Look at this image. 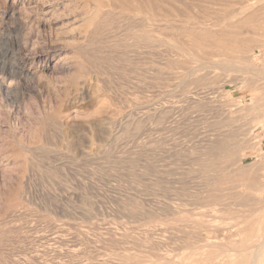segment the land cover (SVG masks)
Returning a JSON list of instances; mask_svg holds the SVG:
<instances>
[{
	"label": "rangeland",
	"instance_id": "1",
	"mask_svg": "<svg viewBox=\"0 0 264 264\" xmlns=\"http://www.w3.org/2000/svg\"><path fill=\"white\" fill-rule=\"evenodd\" d=\"M108 1L0 0V264H237L223 245L259 237L232 227L250 201L224 208L226 149L244 154L231 185L264 174V110L225 138L224 56L188 33L239 0H149V26L90 23Z\"/></svg>",
	"mask_w": 264,
	"mask_h": 264
},
{
	"label": "bare ground",
	"instance_id": "2",
	"mask_svg": "<svg viewBox=\"0 0 264 264\" xmlns=\"http://www.w3.org/2000/svg\"><path fill=\"white\" fill-rule=\"evenodd\" d=\"M152 4L149 0H126L122 5H117L115 0H110L106 3L102 2L89 16H85L88 17L87 20L90 23H94L97 19L110 18L114 15L122 19H129L133 22L134 27H145L149 26L148 21L150 19L149 15L143 11L145 8L151 7ZM117 7L120 9L119 12H113L112 8L115 9ZM125 10H130L128 11L130 13L125 14ZM215 26L217 28H213ZM237 37H239L238 40ZM188 39L190 44L194 46L200 47L207 44L212 48L219 49L221 50V55L224 56L222 80L226 87L223 100V116L227 126L224 136L226 139H230L234 133L232 129L233 116H238L242 111H247V109L260 108L264 110V0H239L236 10L225 13L224 19L220 23L211 25V27L198 21V25L190 29ZM234 39L238 41V45L235 44L233 46L231 44ZM234 82L241 85V94L237 100H234L231 94V86ZM85 87L86 80H83L76 94H82ZM247 96H249L250 103L245 105L243 102ZM95 113L97 112L95 111ZM253 117L255 118V116ZM74 119L75 117L61 116L60 124L63 128H68L74 123ZM262 121L264 122V117H262ZM238 134L242 135L243 143L250 142L253 139V133L247 129H243ZM230 150V147H227L225 155L224 170L227 185L223 188L224 208L227 213H230L234 206L250 201L252 207L246 212L237 213L243 220H239L232 227L236 235L245 233L248 236L256 235L259 239L247 247L232 248L230 244H224L223 246L229 247V256L234 255V260L237 264H264V174H257L254 177L247 176L242 179L238 178L236 183L231 185L232 181H234L232 176L243 166L242 159L244 154L233 157ZM257 155L260 157L261 162L264 161L263 152H259ZM257 161L249 166L251 167ZM259 163L257 162V164ZM260 167L263 168L264 165H260ZM233 189L235 191L234 195H232ZM233 199L235 202H233ZM198 240L205 239L200 238ZM197 243L198 241L196 240L193 244L192 242L189 244L195 249L198 248L205 251L210 248H220L222 247L220 243L223 242L204 241L203 243Z\"/></svg>",
	"mask_w": 264,
	"mask_h": 264
}]
</instances>
